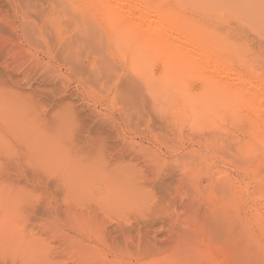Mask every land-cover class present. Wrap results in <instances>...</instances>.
Here are the masks:
<instances>
[{
  "label": "rangeland",
  "instance_id": "obj_1",
  "mask_svg": "<svg viewBox=\"0 0 264 264\" xmlns=\"http://www.w3.org/2000/svg\"><path fill=\"white\" fill-rule=\"evenodd\" d=\"M163 1L264 85V0ZM83 3L0 0V264H264L261 109Z\"/></svg>",
  "mask_w": 264,
  "mask_h": 264
},
{
  "label": "bare ground",
  "instance_id": "obj_2",
  "mask_svg": "<svg viewBox=\"0 0 264 264\" xmlns=\"http://www.w3.org/2000/svg\"><path fill=\"white\" fill-rule=\"evenodd\" d=\"M131 1L86 0V4L89 5L87 9L100 16L102 24L109 29L111 34L118 36L122 41L134 38L138 43L149 45L154 51L164 52L168 59L165 68L169 76L175 75L182 64L199 67L219 77H225L227 82L222 83L221 81V85L226 95L232 99L236 96L248 98V102L251 103L250 106L258 111L261 109L255 121L264 122V85L260 81H255L254 78L244 75L243 66L233 65L227 59L230 58V55L224 47L180 21L178 14L164 7L163 0H156L155 5L151 3V0H134L137 3L134 8L129 6ZM134 1L132 3H135ZM87 23L90 24V22ZM89 28L92 29L89 30L92 31L90 35H93L96 30L93 32V27L90 26ZM256 131L259 132V128H256ZM261 137L263 140L262 149L264 150V133ZM212 145L215 146V144ZM262 217L257 214L256 220L263 226L262 237L264 238V220ZM246 247L249 249L256 248L255 243L252 242Z\"/></svg>",
  "mask_w": 264,
  "mask_h": 264
}]
</instances>
